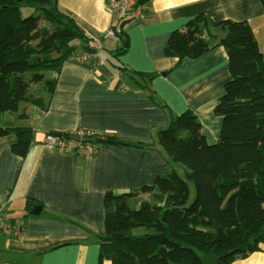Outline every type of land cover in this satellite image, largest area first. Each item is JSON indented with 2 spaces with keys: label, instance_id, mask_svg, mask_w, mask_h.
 <instances>
[{
  "label": "crops",
  "instance_id": "1",
  "mask_svg": "<svg viewBox=\"0 0 264 264\" xmlns=\"http://www.w3.org/2000/svg\"><path fill=\"white\" fill-rule=\"evenodd\" d=\"M57 4L88 40H100L114 19L106 0ZM140 12L137 20L123 25L121 40L102 41V61L77 62L72 57L58 74H46L56 79L51 95L42 92L46 109L26 102L13 114L0 116V127L32 132L25 156L11 151L17 141L14 133L0 136V215L24 227L18 237L0 233V264H110L98 261L104 194L152 186L156 177L178 169L157 144L159 129L171 117L192 110L207 142L217 140L220 119L213 108L230 79L227 54L217 47L178 63L164 56L173 31L201 14L212 21L246 22L264 56V8L259 0H151L140 5ZM123 40L127 47L116 57ZM74 43L81 54V45ZM137 74L156 75L147 85ZM78 129L115 141H98L89 158L45 147L46 134L67 135ZM146 197L133 198L132 207ZM204 264L217 260L208 257ZM231 264H264V243Z\"/></svg>",
  "mask_w": 264,
  "mask_h": 264
},
{
  "label": "trees",
  "instance_id": "2",
  "mask_svg": "<svg viewBox=\"0 0 264 264\" xmlns=\"http://www.w3.org/2000/svg\"><path fill=\"white\" fill-rule=\"evenodd\" d=\"M23 8L33 13L24 16ZM74 42L88 50V39L57 0H0V116L16 112L22 102L46 109L42 92L51 95L56 86L46 74H58L78 55ZM217 47L227 54L230 79L213 108L220 119L216 142H207L192 110L159 129L157 144L178 169L156 177L152 186L104 194L100 263L204 264L215 257L217 264H231L264 243V56L251 27L197 15L170 34L164 56L180 63ZM124 51L122 43L114 54ZM155 75L137 74L147 85ZM10 133L17 137L11 151L25 156L31 130L0 127V136ZM140 194L147 197L132 207Z\"/></svg>",
  "mask_w": 264,
  "mask_h": 264
},
{
  "label": "built area",
  "instance_id": "3",
  "mask_svg": "<svg viewBox=\"0 0 264 264\" xmlns=\"http://www.w3.org/2000/svg\"><path fill=\"white\" fill-rule=\"evenodd\" d=\"M108 10L114 15L110 27L105 31L100 40H88V50L74 56L77 62H87L89 60L102 61L101 52L103 50V40L119 41L122 38V27L129 21L137 20L141 16L140 6L137 0H106ZM77 137L78 140H74ZM93 130L78 129L71 134L56 136L46 134L44 145L51 151L60 153H71L79 158H89L96 153L98 141L104 139ZM94 140H97L95 142ZM24 232V227L20 225L8 224L0 215V233L7 237H18Z\"/></svg>",
  "mask_w": 264,
  "mask_h": 264
},
{
  "label": "rangeland",
  "instance_id": "4",
  "mask_svg": "<svg viewBox=\"0 0 264 264\" xmlns=\"http://www.w3.org/2000/svg\"><path fill=\"white\" fill-rule=\"evenodd\" d=\"M22 11H23V13H24V16L25 15H28V14H26L29 10H26V8H23L22 9ZM26 103H20V108H22L24 105H25ZM10 114H13V113H10ZM216 142V141H215ZM214 142V143H215ZM213 143V144H214ZM180 175H181V173H180ZM190 195H191V200H193V198H194V188H193V186H191L190 185Z\"/></svg>",
  "mask_w": 264,
  "mask_h": 264
},
{
  "label": "water",
  "instance_id": "5",
  "mask_svg": "<svg viewBox=\"0 0 264 264\" xmlns=\"http://www.w3.org/2000/svg\"><path fill=\"white\" fill-rule=\"evenodd\" d=\"M123 46H124V48L127 47V43H126V41L123 42ZM55 135H56V136H61L62 134L59 133V134H55ZM73 139H74V140H78L77 137H73ZM38 210H40V207H39V206L34 208L33 213H34V214H37V213H38Z\"/></svg>",
  "mask_w": 264,
  "mask_h": 264
}]
</instances>
